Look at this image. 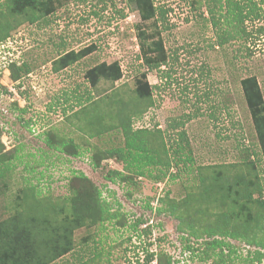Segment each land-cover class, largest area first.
<instances>
[{
  "label": "rangeland",
  "instance_id": "obj_1",
  "mask_svg": "<svg viewBox=\"0 0 264 264\" xmlns=\"http://www.w3.org/2000/svg\"><path fill=\"white\" fill-rule=\"evenodd\" d=\"M16 1L0 0V222L18 219L36 242L72 248L49 264H141L145 248L176 264H211L191 260L180 238L203 249L224 232L237 236L224 238L237 248L234 264L264 250V164L241 87L255 77L264 102V35L241 31L264 20L228 24L226 0H153L166 10L157 24L141 21L133 0H36L18 11ZM139 30L162 40L159 70L142 65ZM88 46L58 69L57 59ZM103 62H116L120 79L90 85L85 73ZM142 73L149 99L135 91ZM84 92L91 100L71 108ZM124 130L154 158L142 176L112 154L125 149ZM82 173L102 212L74 202L89 185L74 179Z\"/></svg>",
  "mask_w": 264,
  "mask_h": 264
},
{
  "label": "trees",
  "instance_id": "obj_2",
  "mask_svg": "<svg viewBox=\"0 0 264 264\" xmlns=\"http://www.w3.org/2000/svg\"><path fill=\"white\" fill-rule=\"evenodd\" d=\"M36 0H17V4L14 5L16 7V11L18 8L21 9L24 7L32 6L37 2ZM214 3V0H209ZM34 2V3H33ZM259 2L256 0H226V8L229 17L231 20H227L228 24L234 22L236 25L243 26L245 21L259 23L260 20H264V8L259 6ZM133 5L135 11L139 14L141 21L146 22L150 19H153V24H157V22H165L166 10L162 7L155 6L153 4V0H133ZM212 7L208 8V13L211 17L212 25H216L217 22L213 17V9ZM20 9V10H21ZM44 11L47 12L46 9ZM228 17V18H229ZM138 30V29H137ZM241 31L248 38L255 34L264 35V22L262 25L257 26L252 31H246L245 27L241 28ZM137 37L139 41V53L140 59L142 61V65L146 67L148 71L159 70L160 66H163L167 63V54L164 50L162 40L157 38L156 40H151L147 42V38H152L150 35L146 36L144 31H137ZM224 43L219 42V45ZM94 49V46L85 47L78 52L70 51L67 54H64L61 58L57 59L55 64L58 69H63L71 65L72 63L78 61L89 55ZM169 76V75H167ZM121 77V71L119 65L114 62L111 64L101 63L97 66H94L87 70L85 73V79L90 83V85H94L97 83L99 78H102L107 81L115 82ZM241 87L243 92V98L245 99L246 106L249 110L250 117L252 119L253 127L255 130V135L257 139V143L260 150V158L264 164V102L263 98L258 86V83L255 77L250 76L246 77L241 81ZM152 86L147 82L145 73L141 74L139 80L137 81L136 86V94L142 98L149 99L151 96ZM74 92V91H73ZM86 96L83 94L72 95L74 102V106H70L71 108H75L78 106H82V99L88 103L91 100V96L84 92ZM64 101H67V98H64ZM58 103V102H57ZM211 115L210 117H212ZM124 135L126 138V146L125 149L118 148L112 152L113 155H116V158L124 163H127L125 168H130L133 163L135 167L138 169L135 173L136 176H142L143 171L142 167L153 165L154 158L152 154L148 153L143 145V140L138 136L130 137L128 132L124 130ZM180 140H184L183 136L180 137ZM71 155V154H70ZM72 156H78V154H72ZM115 172L108 171L105 175V179L114 183L115 180L111 177V174ZM3 171L0 170V178L3 176ZM118 176L121 177L119 173ZM165 176V172H161L160 175L156 176L157 179ZM176 178V175H172L169 178L171 181ZM77 180V183H88V178L82 173L78 177L74 178ZM80 181V182H79ZM89 184V183H88ZM81 186V185H79ZM82 187V186H81ZM72 189V188H70ZM259 196L261 195L260 188L255 189ZM264 191V190H263ZM237 193V192H236ZM234 193V196L228 194V198L234 197L235 199L231 200L233 202L232 207L228 209L231 214L234 213L233 210L237 203V195ZM244 195L250 200L252 198L251 194L247 191L242 192ZM100 199V192L95 188L92 184H89L86 187H82V190L78 191L74 202H76L82 209L83 212H88L92 210L99 209L101 210L100 204H98V200ZM257 203L261 206H264V200H257ZM240 210V207H237ZM103 209L101 210V212ZM159 211V210H158ZM227 218V217H226ZM90 219V217H89ZM11 220L9 222H0V264H49L51 261H54L62 255L69 253L72 251V248L69 245H63L61 247H57V245L49 246V242L38 243L33 240L30 232L26 230L24 227L19 226V220L17 219ZM227 222H225L226 224ZM141 224H143V220L138 219L133 224V229L136 230ZM216 230V229H214ZM146 231L147 230H142ZM217 231V230H216ZM54 233V231H53ZM224 232L220 234L218 237L220 238H212L209 242H206L204 248H200V244L198 248L193 246L188 242V237L183 238L181 236L180 240L186 242L184 244L183 250L188 252L191 256V260L197 258L200 261H205L214 258L211 264H234L237 256V248L232 246L229 242L225 241V237L235 238L233 234H228ZM246 234V233H245ZM193 235V234H192ZM229 235V236H228ZM247 235V234H246ZM194 236V235H193ZM217 236V235H216ZM195 237V236H194ZM249 237L247 236V241ZM197 243V241H194ZM251 243V240H249ZM150 245V244H148ZM261 248H264V244H258ZM42 247H46L45 250L40 251ZM226 250V251H225ZM143 251V260L144 264H151L154 260H156L157 264H176L177 261L173 259L172 256L168 254H164L163 250H159L157 252H149L147 248L142 249ZM211 251L210 253H207ZM212 253V254H211ZM136 261L139 262V258H136ZM141 262V264H142ZM264 262V250H254L253 252L248 253L247 256L240 262V264H253V263H261ZM138 264V263H137Z\"/></svg>",
  "mask_w": 264,
  "mask_h": 264
}]
</instances>
